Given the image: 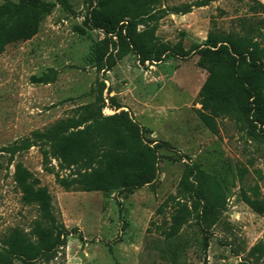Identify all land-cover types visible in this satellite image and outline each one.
Wrapping results in <instances>:
<instances>
[{"label": "rangeland", "instance_id": "1", "mask_svg": "<svg viewBox=\"0 0 264 264\" xmlns=\"http://www.w3.org/2000/svg\"><path fill=\"white\" fill-rule=\"evenodd\" d=\"M46 1L54 5L37 32L0 52V238L18 230L34 241L32 226L42 220L18 174L47 192L62 232L53 248L14 264H264V125L247 115H220L215 131L204 125L196 109L209 58L168 52L142 63L133 51L120 55L116 37L93 24L96 0ZM252 2L160 0L167 10L148 25L157 42L201 48L212 29L255 25L264 11L250 10ZM243 75L255 87L249 100L264 97V73L243 65ZM120 110L155 150L154 178L140 186L83 191L81 175L98 163L67 164L46 135L32 134L56 122L82 128ZM178 202L190 213L168 235Z\"/></svg>", "mask_w": 264, "mask_h": 264}, {"label": "trees", "instance_id": "2", "mask_svg": "<svg viewBox=\"0 0 264 264\" xmlns=\"http://www.w3.org/2000/svg\"><path fill=\"white\" fill-rule=\"evenodd\" d=\"M159 3L160 0H96L90 9V17L96 27L116 37L120 55L133 51L142 63L145 60L159 61L168 52L184 57L199 50L206 55L210 64L206 68L207 77L198 91L200 108L196 113L210 130H216L215 118L220 115L237 118L247 115L251 122L264 125V97L256 95L249 100L255 87L243 75V65L264 73V13L255 25L251 24L242 31L212 29L207 33L204 47L193 45L185 49L180 41L171 46L156 41L154 26L148 24L167 10ZM53 5L46 0H1L0 52L12 41L32 37ZM192 5L201 3L177 6L172 10L186 13ZM250 10L264 11V4L253 0ZM138 25L144 28L139 30ZM114 105L116 108L121 106L118 103ZM80 125V121H75L63 128L56 122L45 132L34 131L32 134L46 135L52 155L67 164L78 160L98 163V167L81 175V190L107 192L152 181L156 164L154 147L150 146L151 141L144 140L139 125L131 121L126 111L120 110L105 117L95 116L82 128ZM17 181L25 199L37 204L42 220L32 226L34 241L28 240L18 230L0 238V264H14L15 258L34 260L53 248L62 232L56 224L57 217L47 192L40 187L33 188L20 174ZM185 182L187 177L183 176L180 184L183 186ZM246 201L255 211L263 212L256 200ZM178 204L180 207L172 216L168 235H174L190 213L186 204ZM260 251L264 252V246H260Z\"/></svg>", "mask_w": 264, "mask_h": 264}, {"label": "water", "instance_id": "3", "mask_svg": "<svg viewBox=\"0 0 264 264\" xmlns=\"http://www.w3.org/2000/svg\"><path fill=\"white\" fill-rule=\"evenodd\" d=\"M79 256L83 259V262L86 263V261L84 260V253H83V251H81V252L79 253Z\"/></svg>", "mask_w": 264, "mask_h": 264}]
</instances>
